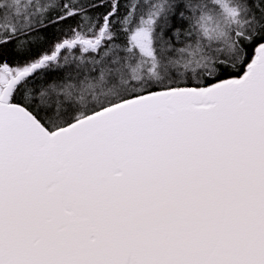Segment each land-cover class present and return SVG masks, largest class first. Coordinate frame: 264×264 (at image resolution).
<instances>
[{"label": "snow or ice", "instance_id": "6c2138e0", "mask_svg": "<svg viewBox=\"0 0 264 264\" xmlns=\"http://www.w3.org/2000/svg\"><path fill=\"white\" fill-rule=\"evenodd\" d=\"M0 264H264V0H0Z\"/></svg>", "mask_w": 264, "mask_h": 264}]
</instances>
